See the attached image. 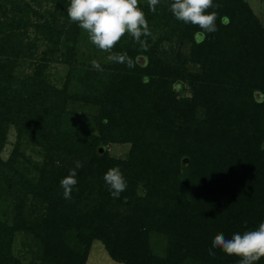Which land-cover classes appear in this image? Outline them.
I'll use <instances>...</instances> for the list:
<instances>
[{
    "label": "trees",
    "instance_id": "trees-1",
    "mask_svg": "<svg viewBox=\"0 0 264 264\" xmlns=\"http://www.w3.org/2000/svg\"><path fill=\"white\" fill-rule=\"evenodd\" d=\"M172 2L153 13L138 0L147 50L125 34L111 52L133 67L76 69L84 97L44 76L52 63L79 62L70 0H0V264H87L95 241L118 264H239L208 249L219 233L264 222V27L245 0H213L218 30L198 44L201 30L176 20ZM77 102L97 112L70 111ZM10 126L45 154L36 182L19 170L18 146L1 157ZM127 144V159L109 154ZM75 161L83 167L66 200L60 181ZM113 167L127 182L117 199L103 179ZM19 233L30 239L28 263L14 251Z\"/></svg>",
    "mask_w": 264,
    "mask_h": 264
},
{
    "label": "clouds",
    "instance_id": "clouds-1",
    "mask_svg": "<svg viewBox=\"0 0 264 264\" xmlns=\"http://www.w3.org/2000/svg\"><path fill=\"white\" fill-rule=\"evenodd\" d=\"M159 3L160 0H148L149 10L155 13ZM219 7V4H213V0H173L169 5V11L176 20L198 26L201 31L194 34V39L199 44L203 42L206 34L218 30L216 27L218 13L207 10ZM67 15L88 34L93 45L103 52L111 53L108 59L113 62L126 63L128 67H133V61L127 53L111 52L125 34L133 37L141 48L147 50V42L141 37L151 36V31L138 0H70ZM221 23L226 26L228 18H222ZM91 63L93 68L102 70L97 61L93 60ZM74 163L75 167L60 181L63 198L66 200L72 199V191L78 184L77 169L83 167L80 161ZM103 179L114 199L119 198L127 188L126 179L119 167L108 169ZM216 250H221L228 256L239 257V264H255L264 257V222L255 230L242 234L234 233L231 238H225L223 233L217 234L208 249V255L214 258Z\"/></svg>",
    "mask_w": 264,
    "mask_h": 264
},
{
    "label": "rangeland",
    "instance_id": "rangeland-1",
    "mask_svg": "<svg viewBox=\"0 0 264 264\" xmlns=\"http://www.w3.org/2000/svg\"><path fill=\"white\" fill-rule=\"evenodd\" d=\"M249 6L251 7L253 13L258 17L262 26L264 27V1L263 0H245ZM71 47L74 48V55L78 57V63L71 64H57L52 63L48 67L45 72L46 81L52 85L57 87L62 92H65V89H68V95H83L84 97L87 95V90L84 82H81V78H79L75 74V70L86 71L94 69L92 66V61L95 60L99 63L100 67H102V71H106L105 65H109L112 61L108 59V56L111 54L109 52H103L99 50L95 45H93L89 38L88 34L83 31V34L78 36L77 41L75 43L71 42ZM178 50V47L176 51ZM182 51L185 55H188L189 49L188 46L182 48ZM173 57V55L171 56ZM188 69H193L191 65H188ZM28 71H33V68H29ZM81 72V74H82ZM80 74V75H81ZM66 93V92H65ZM191 90L184 86V94L181 97L190 98ZM98 107H95L91 104L84 103H72L69 105V110L74 111L79 114L82 112H97ZM70 113V112H69ZM87 129V128H86ZM7 139L3 151L1 153V157L4 161L10 159L13 151L16 147H19L20 157L18 159L21 164L19 170L27 176L31 181L36 182L39 175L38 172L35 171V167H41L45 162V154L43 150L27 137L19 138L16 128L14 126H10L8 129ZM131 146L129 144L125 146H111L109 148V154L111 156L120 158L125 160L128 158ZM139 193H144V190H139ZM1 207V206H0ZM4 207V208H3ZM1 207L3 210L5 206ZM153 247H158L159 249H163L165 247V243L158 237L152 238ZM30 243V239L23 234L17 236L16 242L14 244L15 254L23 260V262L28 263L30 260V254L28 247L26 244ZM87 264H118L111 260L107 251L105 250L103 244L99 241H95L92 244Z\"/></svg>",
    "mask_w": 264,
    "mask_h": 264
},
{
    "label": "water",
    "instance_id": "water-1",
    "mask_svg": "<svg viewBox=\"0 0 264 264\" xmlns=\"http://www.w3.org/2000/svg\"><path fill=\"white\" fill-rule=\"evenodd\" d=\"M103 151V149H101V152Z\"/></svg>",
    "mask_w": 264,
    "mask_h": 264
}]
</instances>
